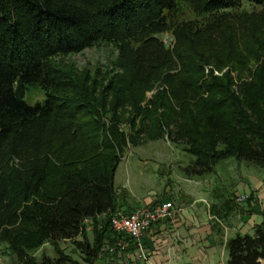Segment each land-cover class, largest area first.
I'll list each match as a JSON object with an SVG mask.
<instances>
[{
  "label": "trees",
  "instance_id": "1",
  "mask_svg": "<svg viewBox=\"0 0 264 264\" xmlns=\"http://www.w3.org/2000/svg\"><path fill=\"white\" fill-rule=\"evenodd\" d=\"M168 34L173 49L161 39ZM104 45L119 52L117 88L61 65L62 57ZM32 86L42 102L26 100ZM127 105L142 130L148 119L155 132L174 128L168 137L195 157L185 176L202 177L230 158L264 166V0H0L4 256L96 264L120 206L115 175L127 138L117 125ZM67 242L70 253L60 249ZM46 245L55 256L38 258ZM227 251V264H262L264 223L230 239Z\"/></svg>",
  "mask_w": 264,
  "mask_h": 264
},
{
  "label": "crops",
  "instance_id": "2",
  "mask_svg": "<svg viewBox=\"0 0 264 264\" xmlns=\"http://www.w3.org/2000/svg\"><path fill=\"white\" fill-rule=\"evenodd\" d=\"M217 166L202 177H179L183 183H195L193 188L182 187L178 182L176 192L167 186L162 197L152 196L145 201L124 193L126 198H120V210L131 212L140 206L172 201L175 217L145 234L142 251L127 238L112 235L106 245L120 244L124 249L119 247L115 254H110L104 250L105 245L96 264H227L228 241L238 234L252 235L254 227L264 223V181L248 175L240 184L243 188L233 186L231 193L235 197L241 190L250 200L241 204L235 201L236 208L232 209L227 203L229 199L219 190V180L212 184L213 175L219 176ZM223 181L220 179V183ZM201 183H206V188H201ZM91 224L86 221L88 231Z\"/></svg>",
  "mask_w": 264,
  "mask_h": 264
},
{
  "label": "rangeland",
  "instance_id": "3",
  "mask_svg": "<svg viewBox=\"0 0 264 264\" xmlns=\"http://www.w3.org/2000/svg\"><path fill=\"white\" fill-rule=\"evenodd\" d=\"M170 37L172 36L168 34L161 37V39L163 38L164 40L162 39V41L168 42L169 44L170 41H173L170 47V49H173L175 40L173 38L170 39ZM118 60V50L112 45H104L87 49L79 54L62 57L61 65L74 77L80 79L89 77L90 83L98 84L102 82L104 87L115 86L117 88L116 84L118 82L116 78L118 72H122L117 67ZM212 69V67H207L206 74L208 75ZM227 71L228 69L222 72L214 70V75L222 77ZM158 90L159 88L157 89L156 86L155 89L146 92L142 102V108L146 109L149 107V102L153 101ZM109 96L113 102L116 100L113 92ZM26 100L30 104L42 102L44 100V94L38 87L32 86L28 89ZM119 112L122 117L117 127L126 135L127 144L121 150V162L115 175V188L117 193L128 194L129 192V197L134 196L140 201H145L152 196L153 198L158 195L162 197L167 186L173 187L175 192L180 185L185 188H190V186L193 188L195 183H183V180L179 179V177H185L182 171L183 169L181 168L190 165L195 160V157L184 151L185 145L175 144L168 137V131L174 128H167L168 130L163 133H159V131L155 132L151 120L148 119L145 121L146 130H142L141 117H136V113L133 112L131 106L121 107V111ZM110 116L111 113L105 115L103 119V123L107 126L112 124ZM218 164L217 170L220 177L213 175L212 179L214 181L212 184H216L217 181L215 180H219L217 184H220V192L224 193L233 202L237 200V197L245 194L239 190V195L235 197L231 193L232 187L239 186V188H243L240 184H244L243 180H246L245 178L248 175H256L264 181V166L258 167V165L248 164L245 161L238 162L235 158L222 160ZM220 179L224 181L220 183ZM200 181L203 182V180ZM178 182H180L179 186ZM201 184H203L201 188H206V183ZM262 192H264V188ZM124 196L122 194L121 198H126ZM60 245V249L67 253H70L74 248L70 242L61 243ZM42 254L54 257V248L51 245H46L36 256L40 258ZM74 256L79 258L77 254H74ZM0 264L22 263L14 256H4L0 250Z\"/></svg>",
  "mask_w": 264,
  "mask_h": 264
},
{
  "label": "built area",
  "instance_id": "4",
  "mask_svg": "<svg viewBox=\"0 0 264 264\" xmlns=\"http://www.w3.org/2000/svg\"><path fill=\"white\" fill-rule=\"evenodd\" d=\"M248 199L249 195H243L237 197L236 202L241 204ZM110 217L111 231L118 237L132 241L142 251L145 234L152 227L171 221L175 217V206L172 201H168L140 206L131 212L118 209L112 212ZM119 247L124 249V246L116 244L113 247L106 245L104 250L110 254H115Z\"/></svg>",
  "mask_w": 264,
  "mask_h": 264
}]
</instances>
